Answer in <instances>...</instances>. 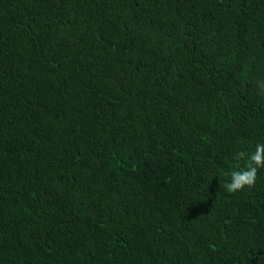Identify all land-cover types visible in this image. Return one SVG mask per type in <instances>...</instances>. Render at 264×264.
<instances>
[{
	"label": "trees",
	"instance_id": "trees-1",
	"mask_svg": "<svg viewBox=\"0 0 264 264\" xmlns=\"http://www.w3.org/2000/svg\"><path fill=\"white\" fill-rule=\"evenodd\" d=\"M264 0H0V264H264Z\"/></svg>",
	"mask_w": 264,
	"mask_h": 264
},
{
	"label": "clouds",
	"instance_id": "clouds-1",
	"mask_svg": "<svg viewBox=\"0 0 264 264\" xmlns=\"http://www.w3.org/2000/svg\"><path fill=\"white\" fill-rule=\"evenodd\" d=\"M254 86L259 90V94L264 96V79L255 80ZM233 160L236 162L235 167L223 188L233 194L254 188L258 171L264 169V142L257 143L251 152L247 150L235 152Z\"/></svg>",
	"mask_w": 264,
	"mask_h": 264
}]
</instances>
